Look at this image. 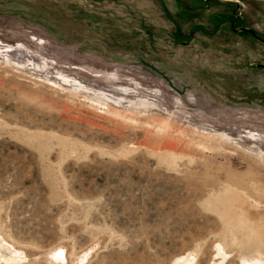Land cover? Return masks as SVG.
<instances>
[{
	"label": "rangeland",
	"instance_id": "374dc122",
	"mask_svg": "<svg viewBox=\"0 0 264 264\" xmlns=\"http://www.w3.org/2000/svg\"><path fill=\"white\" fill-rule=\"evenodd\" d=\"M1 242V264L264 254V0H0Z\"/></svg>",
	"mask_w": 264,
	"mask_h": 264
},
{
	"label": "bare ground",
	"instance_id": "6f19581e",
	"mask_svg": "<svg viewBox=\"0 0 264 264\" xmlns=\"http://www.w3.org/2000/svg\"><path fill=\"white\" fill-rule=\"evenodd\" d=\"M1 242L0 244H2ZM3 245V244H2ZM13 252L18 253L19 251L15 250L13 248ZM15 256V255H14ZM2 257V256H1ZM25 257V256H24ZM6 258V256H5ZM9 258V257H8ZM4 259V258H3ZM15 257H10V259H4V264H14ZM1 264V263H0ZM59 264V263H58ZM242 264H264V254L260 253L254 257V261H251V259H244Z\"/></svg>",
	"mask_w": 264,
	"mask_h": 264
}]
</instances>
